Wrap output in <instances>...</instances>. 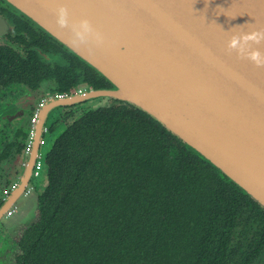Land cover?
<instances>
[{
  "label": "trees",
  "instance_id": "obj_1",
  "mask_svg": "<svg viewBox=\"0 0 264 264\" xmlns=\"http://www.w3.org/2000/svg\"><path fill=\"white\" fill-rule=\"evenodd\" d=\"M93 71L94 89L111 87ZM42 176L33 216L9 238L13 264H242L250 238L264 240V209L130 104L69 122Z\"/></svg>",
  "mask_w": 264,
  "mask_h": 264
},
{
  "label": "water",
  "instance_id": "obj_2",
  "mask_svg": "<svg viewBox=\"0 0 264 264\" xmlns=\"http://www.w3.org/2000/svg\"><path fill=\"white\" fill-rule=\"evenodd\" d=\"M6 1L111 85L46 105L34 128L33 160L57 107L111 98L160 122L264 209V67L228 48L234 35L264 31V0ZM61 6L70 24L89 20L103 43L75 48L70 29L56 25ZM246 47L264 54V43ZM30 174L0 209V220L15 210ZM35 191L9 228L33 216Z\"/></svg>",
  "mask_w": 264,
  "mask_h": 264
},
{
  "label": "flooded vegetation",
  "instance_id": "obj_3",
  "mask_svg": "<svg viewBox=\"0 0 264 264\" xmlns=\"http://www.w3.org/2000/svg\"><path fill=\"white\" fill-rule=\"evenodd\" d=\"M94 78L93 69L63 43L6 0H0V209L12 200L15 190L32 173L19 198L29 199L35 164L39 158H45L41 149L47 136L53 135L51 127L73 122L80 111L81 114L88 111L84 106L94 99L57 107L47 121L39 157L33 160V141L37 135L34 128L39 124L38 117L34 119L36 111L39 109L40 114L46 105L85 95L94 89L90 85ZM65 87L67 91H63ZM69 114L71 118L66 121ZM18 209L16 205L15 210L12 207L2 215L0 236L5 232L11 235L14 228H8L2 221H10ZM245 248L249 263L242 264H264L263 239L250 238Z\"/></svg>",
  "mask_w": 264,
  "mask_h": 264
},
{
  "label": "clouds",
  "instance_id": "obj_4",
  "mask_svg": "<svg viewBox=\"0 0 264 264\" xmlns=\"http://www.w3.org/2000/svg\"><path fill=\"white\" fill-rule=\"evenodd\" d=\"M56 25L59 29H70L72 38L70 43L79 48L81 45L95 43L97 46L103 43V36L96 31L91 22L87 19L80 20L78 24H70L69 10L67 7H59L55 10ZM249 42L257 45L264 43V31H254L244 35H234L229 41L228 48L230 51H236L242 58L253 62L257 67H264V54L259 50L247 51Z\"/></svg>",
  "mask_w": 264,
  "mask_h": 264
},
{
  "label": "rangeland",
  "instance_id": "obj_5",
  "mask_svg": "<svg viewBox=\"0 0 264 264\" xmlns=\"http://www.w3.org/2000/svg\"><path fill=\"white\" fill-rule=\"evenodd\" d=\"M111 99V98H110ZM107 100L105 98H99V99H94L92 100V102H90L88 105H85V109H93V108H97L100 106H104L107 105L108 103H113L114 100H110V102H106ZM81 111L79 112V114L77 116L81 115ZM68 125V124H67ZM66 128V125H60L57 129L56 132L53 133V135H48L47 139L45 141V144L43 145L41 152L43 154V156L45 157V155L47 154V152L51 149L52 144L55 140V138ZM45 182L46 179L44 176H42L41 178L35 179L34 180V184H36V191L34 193H36L35 195L37 196V194L41 191V189H43V187L45 186ZM35 196V199H36ZM29 201V199L26 198H21L18 203H17V207L19 208V210L21 211L24 207V205L27 204V202ZM14 218V217H13ZM11 218L10 221L8 220H4L2 221V224L5 223L8 226V223L12 222L15 220V218L13 219ZM17 227V226H16ZM9 228V227H8ZM15 228V227H14ZM6 233V232H5ZM3 233L2 236H0V264H13L12 263V248L11 243L9 244V238H11V235L5 234ZM13 232H11L12 234Z\"/></svg>",
  "mask_w": 264,
  "mask_h": 264
},
{
  "label": "built area",
  "instance_id": "obj_6",
  "mask_svg": "<svg viewBox=\"0 0 264 264\" xmlns=\"http://www.w3.org/2000/svg\"><path fill=\"white\" fill-rule=\"evenodd\" d=\"M60 96H63V95L61 94ZM38 115H39V109L36 111V113L34 115V119H36L38 117ZM42 169H43V159L39 158V160L35 164V168H34V172H33V176L35 177V179H37L38 177L41 176ZM33 189H36L34 183H32V186L28 188V194L29 195L33 192Z\"/></svg>",
  "mask_w": 264,
  "mask_h": 264
}]
</instances>
